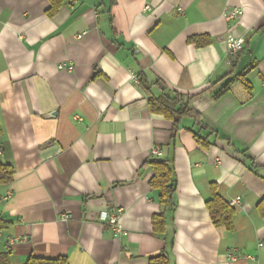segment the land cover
<instances>
[{
    "label": "crops",
    "instance_id": "0c3cea01",
    "mask_svg": "<svg viewBox=\"0 0 264 264\" xmlns=\"http://www.w3.org/2000/svg\"><path fill=\"white\" fill-rule=\"evenodd\" d=\"M49 7L0 0V162L15 170L0 183V253L10 264H149L163 252L172 264H264V0ZM229 34L245 41L237 66L251 55L249 86ZM166 93L198 116L175 130L150 107ZM154 157L172 161L174 207L151 184ZM214 184L230 205L241 198L232 229L212 221Z\"/></svg>",
    "mask_w": 264,
    "mask_h": 264
},
{
    "label": "trees",
    "instance_id": "16d2710c",
    "mask_svg": "<svg viewBox=\"0 0 264 264\" xmlns=\"http://www.w3.org/2000/svg\"><path fill=\"white\" fill-rule=\"evenodd\" d=\"M50 7L48 9V15L53 16L60 7L68 0H49ZM237 66V60L234 63V68ZM245 85L248 82L244 80L243 72L240 75ZM144 84V83H143ZM221 94V93H220ZM180 105V106H179ZM151 110L158 114H163L167 118L175 121V130L177 129L178 122L185 116H198L193 108L185 106L181 95H171L169 93L162 94L159 97H153L150 99ZM1 134V125H0ZM202 142V141H200ZM156 166V173L151 180L153 187L161 189V202L167 206L174 207V192H175V174L171 160H163L158 163H154ZM14 167L11 164L0 162V183H9L14 178ZM212 197L207 200V207L210 210L211 218L216 226H226L228 229L233 228V218L235 215V209L224 200L217 192V187L214 184L212 186ZM155 233L164 234L166 232V218L163 214L157 215L153 219ZM0 264H10L8 253H0ZM26 264H68V258L66 256H60L57 258H45L38 256H31ZM149 264H172L169 255L165 252L152 256L149 259Z\"/></svg>",
    "mask_w": 264,
    "mask_h": 264
},
{
    "label": "built area",
    "instance_id": "2783aa9c",
    "mask_svg": "<svg viewBox=\"0 0 264 264\" xmlns=\"http://www.w3.org/2000/svg\"><path fill=\"white\" fill-rule=\"evenodd\" d=\"M241 15V11L239 10H235V11H231V12H228L227 15H226V18L227 19H233L235 18L236 16H240ZM226 42H227V49H228V54L230 55L231 59L233 60H236L239 58V56L242 54V51L244 49V45L245 44V41L244 39L242 38H237L235 37L233 34H229L227 35V38H226ZM68 66V69L69 70H72L73 69V66L72 65H67ZM135 81L138 82L139 79L138 77H134ZM155 153H158L160 154L161 152L156 150ZM241 203V198L240 197H237L236 199L232 200L231 201V205H237ZM119 214H112L110 217H109V223L113 226H119L118 223H119ZM232 259H236L235 258V255L231 254L230 255Z\"/></svg>",
    "mask_w": 264,
    "mask_h": 264
},
{
    "label": "water",
    "instance_id": "95a60500",
    "mask_svg": "<svg viewBox=\"0 0 264 264\" xmlns=\"http://www.w3.org/2000/svg\"><path fill=\"white\" fill-rule=\"evenodd\" d=\"M250 60H251V55H249V54L243 55L242 58L240 59V62L237 66V70L235 72L241 73L242 71H244L246 69L247 65L249 64ZM55 114H56V112L51 113V116L55 115ZM162 160H163V158H161V157H154L151 159V162H161Z\"/></svg>",
    "mask_w": 264,
    "mask_h": 264
}]
</instances>
